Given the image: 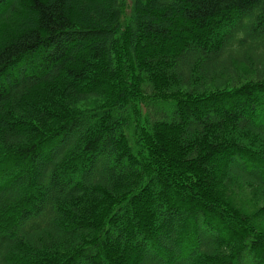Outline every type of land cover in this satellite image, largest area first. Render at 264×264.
<instances>
[{
  "label": "trees",
  "instance_id": "16d2710c",
  "mask_svg": "<svg viewBox=\"0 0 264 264\" xmlns=\"http://www.w3.org/2000/svg\"><path fill=\"white\" fill-rule=\"evenodd\" d=\"M259 215L264 0H0V264H264Z\"/></svg>",
  "mask_w": 264,
  "mask_h": 264
},
{
  "label": "rangeland",
  "instance_id": "374dc122",
  "mask_svg": "<svg viewBox=\"0 0 264 264\" xmlns=\"http://www.w3.org/2000/svg\"><path fill=\"white\" fill-rule=\"evenodd\" d=\"M246 198H249V197H246ZM247 205H248V203H247ZM251 208V207H250ZM257 221L258 222H263L264 223V216H260L259 215V217L257 218Z\"/></svg>",
  "mask_w": 264,
  "mask_h": 264
}]
</instances>
